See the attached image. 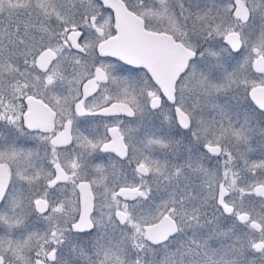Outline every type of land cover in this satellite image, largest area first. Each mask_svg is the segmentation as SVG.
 <instances>
[{
    "label": "snow or ice",
    "instance_id": "1",
    "mask_svg": "<svg viewBox=\"0 0 264 264\" xmlns=\"http://www.w3.org/2000/svg\"><path fill=\"white\" fill-rule=\"evenodd\" d=\"M0 264H264V0H0Z\"/></svg>",
    "mask_w": 264,
    "mask_h": 264
}]
</instances>
